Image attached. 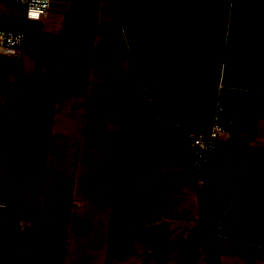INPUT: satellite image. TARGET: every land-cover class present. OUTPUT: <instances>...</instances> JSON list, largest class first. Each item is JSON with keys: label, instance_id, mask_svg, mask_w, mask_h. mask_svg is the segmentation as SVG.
Masks as SVG:
<instances>
[{"label": "crops", "instance_id": "obj_1", "mask_svg": "<svg viewBox=\"0 0 264 264\" xmlns=\"http://www.w3.org/2000/svg\"><path fill=\"white\" fill-rule=\"evenodd\" d=\"M13 20L25 44L0 54V264H182L181 247L148 245L208 221L194 264H264V0H51ZM216 103L244 148L223 217L238 147H217L199 184L184 125ZM125 135L161 218L112 235Z\"/></svg>", "mask_w": 264, "mask_h": 264}, {"label": "built area", "instance_id": "obj_2", "mask_svg": "<svg viewBox=\"0 0 264 264\" xmlns=\"http://www.w3.org/2000/svg\"><path fill=\"white\" fill-rule=\"evenodd\" d=\"M114 6V0H101ZM51 0H0V14L6 6H19L27 20H38L48 11ZM25 44V33L22 30L0 27V54L19 55ZM142 88V86L140 85ZM187 140L190 171L199 184H203L212 156L217 147L223 144H233L238 147V167L236 177L226 204L220 217H223L237 198L241 172L240 163L244 148L239 139L232 120L226 117L219 103H216L213 113L204 119H196L184 124ZM4 204L0 203V207ZM219 217V216H218ZM134 260V259H133Z\"/></svg>", "mask_w": 264, "mask_h": 264}, {"label": "rangeland", "instance_id": "obj_3", "mask_svg": "<svg viewBox=\"0 0 264 264\" xmlns=\"http://www.w3.org/2000/svg\"><path fill=\"white\" fill-rule=\"evenodd\" d=\"M23 13V10L19 6H6V8L2 11L0 14V27H6V28H12L15 29V20H13V16L20 15ZM77 130V127H76ZM180 137H183V129H180ZM178 134V132L176 131ZM137 146L134 145L131 136L125 135L124 140L122 143V150H121V156L118 160V179L117 182L121 183L122 187V196L120 201V204L118 202L117 206L114 208V212L112 213V225L114 227V234H125L129 232L130 228H136L138 226H141L142 224H145L148 220H156L160 219L161 216L157 215L155 212L152 213V208L148 203H150V200L147 195L146 190V175H145V168L143 169L140 167L144 164L145 157L144 155H141L139 158L137 154ZM141 152V151H140ZM143 154V153H142ZM131 157L139 163V167H136V165L130 164ZM143 160V161H142ZM143 163V164H142ZM122 178V179H121ZM159 201L156 199L155 203L157 204ZM156 209V208H155ZM162 216L167 215L165 210L163 212H160ZM171 215H174L171 213ZM166 217V216H165ZM216 216L215 218H217ZM214 218V219H215ZM173 224V223H172ZM172 224H171V233H172ZM162 225L159 229V233L157 232V229L153 232L154 235H160L163 232H167L170 230L169 226H166L167 228H164V222L161 221L158 226ZM155 226V225H153ZM138 230V229H137ZM140 230V229H139ZM147 232L144 233H138L136 235L145 237ZM180 237L176 234H171V240L170 243L176 242ZM156 241V242H155ZM154 244L148 245V248L150 246H153L155 251H158L160 248L165 246L167 240L157 241L154 240ZM10 264H19L17 261L18 258L16 256L11 255L10 256ZM0 261H2V257L0 256ZM182 264H189V258L188 256H185L184 261Z\"/></svg>", "mask_w": 264, "mask_h": 264}, {"label": "trees", "instance_id": "obj_4", "mask_svg": "<svg viewBox=\"0 0 264 264\" xmlns=\"http://www.w3.org/2000/svg\"><path fill=\"white\" fill-rule=\"evenodd\" d=\"M112 235L114 234V227L112 225ZM215 230V221H208L205 222L204 228L202 230L200 229L198 233L195 235L185 239V238H179L176 242L173 243H166L165 247L168 246H179L182 248L183 253L185 256H188L189 258V264H194V259H195V251L198 247V244L204 240L206 237H208V234L210 231ZM119 235V234H117Z\"/></svg>", "mask_w": 264, "mask_h": 264}]
</instances>
